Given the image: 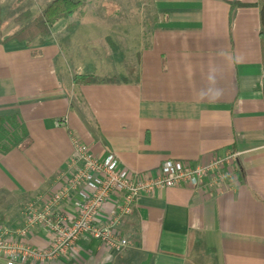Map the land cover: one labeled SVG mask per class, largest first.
Segmentation results:
<instances>
[{
    "label": "crops",
    "instance_id": "1",
    "mask_svg": "<svg viewBox=\"0 0 264 264\" xmlns=\"http://www.w3.org/2000/svg\"><path fill=\"white\" fill-rule=\"evenodd\" d=\"M50 1L0 0V36ZM94 3L101 0L72 14L81 13L79 21L58 20L45 42H0V118L21 138L0 152L1 222L21 224L26 203L56 189L71 137L99 156L113 152L136 172L232 149L239 156L227 186L205 181L142 194L118 222L124 250L80 239L55 264H264V1L145 0L153 8L151 37L140 53L130 44L129 55H119L122 73L102 77L76 72L67 57L69 31L105 21L103 10L89 9ZM25 10L30 16L16 21ZM84 74L96 81H73ZM31 242L41 245V234Z\"/></svg>",
    "mask_w": 264,
    "mask_h": 264
},
{
    "label": "built area",
    "instance_id": "2",
    "mask_svg": "<svg viewBox=\"0 0 264 264\" xmlns=\"http://www.w3.org/2000/svg\"><path fill=\"white\" fill-rule=\"evenodd\" d=\"M71 141L72 155L56 175V189L27 202L21 224H0V259L4 264L68 260L70 249L85 238L121 252L128 241L120 235L118 222L138 196L181 185L198 187L205 181L209 186H227L239 156L238 151L228 149L196 164L167 159L152 170L136 172L120 165L113 152L99 156L77 137ZM65 202L70 208L61 207ZM104 210L110 214L106 221L99 218ZM35 233L41 234V245L31 242Z\"/></svg>",
    "mask_w": 264,
    "mask_h": 264
},
{
    "label": "rangeland",
    "instance_id": "3",
    "mask_svg": "<svg viewBox=\"0 0 264 264\" xmlns=\"http://www.w3.org/2000/svg\"><path fill=\"white\" fill-rule=\"evenodd\" d=\"M89 9L103 10L105 21L97 22L89 31H85V24H82L73 32H68L71 46L67 52V57L71 66L76 72L94 73L98 77L111 75L116 71L122 73L124 66H121L122 64H119L118 61L123 63L124 60L120 59L119 55L128 56L130 44L132 49L136 48L140 53L151 37V23L154 20L151 10L153 8L149 4L146 6L145 0H101L99 5L94 3V6H92L91 4ZM80 15L81 13L79 15L75 13L67 17L68 22L79 21ZM113 17H116V19L114 20ZM86 34H90V39L94 40L87 42L86 39H89V36L87 37ZM112 44L116 47L119 44L120 50H115L117 48L114 49ZM107 54L110 56L103 57ZM99 57L104 58L103 65L97 60ZM115 68L119 69L116 70ZM2 202V199H0V212L4 209V203ZM0 224L8 225V223L1 222V214ZM0 264H3L1 260Z\"/></svg>",
    "mask_w": 264,
    "mask_h": 264
},
{
    "label": "trees",
    "instance_id": "4",
    "mask_svg": "<svg viewBox=\"0 0 264 264\" xmlns=\"http://www.w3.org/2000/svg\"><path fill=\"white\" fill-rule=\"evenodd\" d=\"M85 1L86 0H51L40 10V12L29 23L4 37L0 36V42H6L13 39L18 41L30 42L35 38H38L40 42H45L51 35L52 26L58 20L71 16L79 7L85 4ZM230 3L232 5L240 7H249L255 5L253 3H245L239 1H231ZM29 16V10H25L24 12L19 14L15 18V20H20ZM260 17L261 23L264 25V4L261 6L260 9ZM72 27V24H70L69 28L71 29ZM112 47L115 48V45L112 44ZM111 80L115 81L116 79L112 78ZM73 81L78 84L93 83L96 81V78L92 74L75 75ZM3 122L4 119L0 118V152H6L10 150L14 145L17 144L16 142L21 139L20 137H17L14 132H10L8 128L3 126Z\"/></svg>",
    "mask_w": 264,
    "mask_h": 264
}]
</instances>
